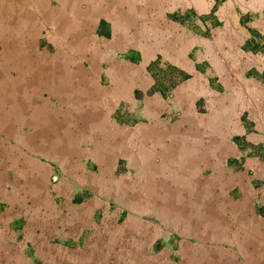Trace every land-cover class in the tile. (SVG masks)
<instances>
[{
  "label": "rangeland",
  "instance_id": "obj_1",
  "mask_svg": "<svg viewBox=\"0 0 264 264\" xmlns=\"http://www.w3.org/2000/svg\"><path fill=\"white\" fill-rule=\"evenodd\" d=\"M4 104L0 264H264V0H0Z\"/></svg>",
  "mask_w": 264,
  "mask_h": 264
},
{
  "label": "crops",
  "instance_id": "obj_2",
  "mask_svg": "<svg viewBox=\"0 0 264 264\" xmlns=\"http://www.w3.org/2000/svg\"><path fill=\"white\" fill-rule=\"evenodd\" d=\"M27 15L24 16V21L28 20V18L26 19ZM12 60L18 59L20 58L21 60L24 59L26 61H30L32 59H34L35 56H32V52H30L29 50H24V51H19V52H12L10 54ZM9 56V57H10ZM39 58V57H37ZM41 60H45L48 65H50L48 67L49 69H53L54 68V58L52 56H46V55H42L40 56ZM44 69H47V67H43ZM0 110H4L7 111V107L6 105H2V107H0ZM10 111V109L8 110ZM8 111H7V116L3 118V120H6V118L8 117ZM10 137L11 140V135H7ZM8 141V140H7ZM27 152H24V155H22L23 161L25 158H27L26 156ZM5 154L6 151L3 149V153L0 155V206H6L9 207V205H12L14 202H11V198L9 197V194H13L14 191H19V190H32L34 191L35 189H33V185H37L38 184V178H36V174L37 171L35 172H31V177L29 179H27V177H24L22 179V182H26L27 186H20L21 183H19V181L17 180V178H19V173L16 171H9L8 168H6L8 166V162L9 160L5 159ZM202 162H200V164L202 165L200 167V169L202 170L205 166L208 167V169L210 170V176L206 177L204 176V178H201L200 183H199V196L200 198L197 200V202H235L234 200H225L224 197L226 196L225 194L229 191L230 185L232 183V181L234 180V176L233 174H227L224 171L221 172V169L219 168V163L218 162H210V161H205L204 158L201 159ZM262 169H260L261 173H264V166L261 167ZM174 169V172L172 171ZM162 171H164V174L170 175L171 173H175V174H193L192 169L189 167H180V168H161ZM259 170V169H257ZM42 169L40 170L41 173ZM11 172V173H10ZM21 173V172H20ZM24 175V173H22ZM220 175H225L223 180L226 181L227 183L223 184L221 188L219 185V176ZM25 176V175H24ZM42 175L40 176L41 179ZM194 179V178H191ZM35 180V181H33ZM167 180H165L166 182ZM40 184H38L39 186L37 187L36 191H40L42 192L43 188H44V183L43 181L39 182ZM219 189L221 191H219ZM264 196V195H262ZM241 202H247L246 199H242ZM264 202V199L263 201ZM15 205H18V202H16ZM8 208H4V210H0V222L4 223L5 225L6 223V213ZM8 222V221H7Z\"/></svg>",
  "mask_w": 264,
  "mask_h": 264
}]
</instances>
